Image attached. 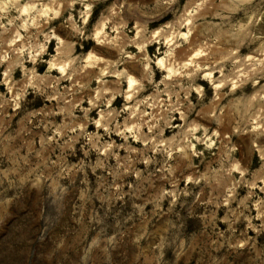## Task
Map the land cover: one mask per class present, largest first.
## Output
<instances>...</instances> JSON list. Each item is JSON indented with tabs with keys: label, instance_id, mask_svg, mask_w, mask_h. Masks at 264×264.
Masks as SVG:
<instances>
[{
	"label": "clouds",
	"instance_id": "obj_1",
	"mask_svg": "<svg viewBox=\"0 0 264 264\" xmlns=\"http://www.w3.org/2000/svg\"><path fill=\"white\" fill-rule=\"evenodd\" d=\"M0 247L264 264V0H0Z\"/></svg>",
	"mask_w": 264,
	"mask_h": 264
},
{
	"label": "rangeland",
	"instance_id": "obj_2",
	"mask_svg": "<svg viewBox=\"0 0 264 264\" xmlns=\"http://www.w3.org/2000/svg\"><path fill=\"white\" fill-rule=\"evenodd\" d=\"M0 252H4V258H5L6 264H12V261L16 258L18 249L10 250L4 247H0Z\"/></svg>",
	"mask_w": 264,
	"mask_h": 264
}]
</instances>
